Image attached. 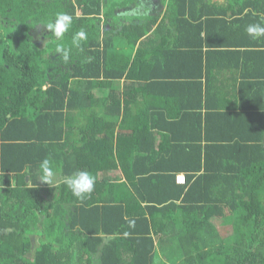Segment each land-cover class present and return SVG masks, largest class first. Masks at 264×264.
Returning <instances> with one entry per match:
<instances>
[{
    "label": "trees",
    "instance_id": "trees-1",
    "mask_svg": "<svg viewBox=\"0 0 264 264\" xmlns=\"http://www.w3.org/2000/svg\"><path fill=\"white\" fill-rule=\"evenodd\" d=\"M140 1L0 0V264H264V0Z\"/></svg>",
    "mask_w": 264,
    "mask_h": 264
},
{
    "label": "clouds",
    "instance_id": "clouds-1",
    "mask_svg": "<svg viewBox=\"0 0 264 264\" xmlns=\"http://www.w3.org/2000/svg\"><path fill=\"white\" fill-rule=\"evenodd\" d=\"M72 22V16L65 13H57L54 21L41 24L46 27V29L52 36L55 37L57 41H60L64 38L65 33L68 32ZM246 32L253 39L264 37V26L259 23L249 24L246 28ZM85 39L86 34L84 31H78L72 36L69 47L57 46L55 51L56 53L60 54L64 61H67L69 59L71 49L73 47L79 48L81 46V42ZM39 167L41 171L40 181L51 184L52 178L55 175L51 161L46 158L40 163ZM64 183L76 198L83 199L86 194H89L93 191L95 178L87 171H79L70 177H66ZM128 224L129 227H134L135 221L129 220ZM124 235H127V233Z\"/></svg>",
    "mask_w": 264,
    "mask_h": 264
},
{
    "label": "crops",
    "instance_id": "crops-1",
    "mask_svg": "<svg viewBox=\"0 0 264 264\" xmlns=\"http://www.w3.org/2000/svg\"><path fill=\"white\" fill-rule=\"evenodd\" d=\"M162 0H148V1H140L139 4L134 5L131 8V11H128V14H132V15H142L143 12H146L147 14L150 13H155L157 15H161L164 11L165 8L167 7L166 4H162L161 2ZM223 1V0H220ZM147 4V9H146V5ZM48 197V196H47ZM221 220L218 221V223H220ZM6 231H9L8 229ZM35 236H33L34 239ZM36 238V237H35ZM35 241V239L33 240ZM36 243H34L35 245ZM32 253V252H31ZM32 254H29V256H31Z\"/></svg>",
    "mask_w": 264,
    "mask_h": 264
},
{
    "label": "rangeland",
    "instance_id": "rangeland-1",
    "mask_svg": "<svg viewBox=\"0 0 264 264\" xmlns=\"http://www.w3.org/2000/svg\"><path fill=\"white\" fill-rule=\"evenodd\" d=\"M142 1H148V0H142ZM145 5H146V9H147V4H145ZM130 7H132V6H130ZM124 10L125 11H127V10L131 11V9H128V8H125ZM124 16L128 17L129 19L132 18V15H130V14H128V16L127 15H124ZM46 31H48V30L46 29L45 26H40L37 30H35L34 35H35L36 42L43 45L48 40V38H46V34H43ZM218 225L220 228H222V230L224 232H226V230L228 229L225 221H221L220 223H218Z\"/></svg>",
    "mask_w": 264,
    "mask_h": 264
},
{
    "label": "built area",
    "instance_id": "built-area-1",
    "mask_svg": "<svg viewBox=\"0 0 264 264\" xmlns=\"http://www.w3.org/2000/svg\"><path fill=\"white\" fill-rule=\"evenodd\" d=\"M177 181L179 182V183H185V176H184V174H178L177 175Z\"/></svg>",
    "mask_w": 264,
    "mask_h": 264
}]
</instances>
